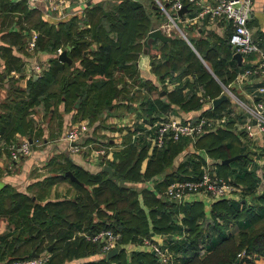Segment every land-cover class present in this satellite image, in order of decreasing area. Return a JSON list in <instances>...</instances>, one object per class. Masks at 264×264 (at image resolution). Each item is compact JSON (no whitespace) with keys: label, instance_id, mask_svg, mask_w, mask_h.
Masks as SVG:
<instances>
[{"label":"trees","instance_id":"1","mask_svg":"<svg viewBox=\"0 0 264 264\" xmlns=\"http://www.w3.org/2000/svg\"><path fill=\"white\" fill-rule=\"evenodd\" d=\"M8 10H20L19 21L21 19L24 22L30 21L31 26L38 31L34 50L54 51L62 39H71L70 43L65 44L70 47L69 55L79 60V65L73 66L74 80L63 86L62 99L67 100L74 89V96L82 98L80 111L87 104L85 115L91 121L97 117L99 107L108 104L105 103L108 97H102L101 92L95 96L91 95L95 88H101L106 81L105 79L95 81L96 77L91 79L94 81L90 83L88 79L94 73L112 78L115 69L120 68L135 76L133 82L143 85L146 89L140 102L145 113L150 116L155 109H168L170 100L181 102V105L187 108L200 109L202 103L193 92L194 86L201 85L211 97L221 91L219 83L207 72L203 64L199 60L200 63H196L194 53L182 52V49L161 54L160 57L156 56V49L149 50L151 67L157 74H170L173 79H180L185 73L191 72L194 75L193 81L187 83L186 79L177 85L169 92L168 100H164L160 95H152L156 93L157 87L150 80L141 79L144 82L138 83L137 60L142 47L141 49L137 47L142 44L141 41L152 27L148 13L137 0L111 3L109 9H104L100 3H96L86 9L85 16L73 15L56 23L45 20L40 9L29 7L25 0H0V21L5 17L3 12ZM154 11L158 12L157 9ZM97 13L99 17L96 19L94 17ZM227 26L230 32L226 43L229 44L232 27ZM2 35L12 36L19 47L27 48L28 31L24 34L20 31H5ZM87 38L97 41L95 49L90 50V57L84 55L90 43ZM172 39V42L185 44L184 39L180 37ZM190 39L225 83L234 78L235 70L232 72L227 70L230 61L227 63L225 58L230 52L225 42L217 44L215 40L202 38L197 40L193 37ZM6 49L8 47L0 46V51L4 54H7ZM221 51L224 52L223 56ZM8 60L6 59V63ZM19 60L20 58L16 60L17 66ZM53 61H59L57 55ZM246 64L243 63L240 68ZM8 66L11 65L7 63L5 67ZM57 68L45 69L43 76L33 80L31 78V83L43 89L54 78ZM174 70L178 71L175 75ZM2 77L4 76L0 71V79ZM4 78L8 79L9 76L5 75ZM187 84L190 85L191 91L188 95H183L181 90ZM212 88H216L217 92L212 94ZM127 93L131 98L135 90H129ZM111 94L117 95L116 92ZM34 95L36 94H32V98ZM8 99L12 100L10 97ZM225 105H228V99L217 106L201 108L200 112L220 113L226 108ZM28 106L26 103L22 105L24 109ZM21 125L22 122L17 124L16 128H21ZM0 133L7 141L13 140L2 127ZM224 137L232 139L221 141ZM236 137L240 140L231 128L223 127L205 132L194 141L186 137L169 141L162 148L153 149L144 170H141V163L146 156V147L142 145L138 150L135 143L124 140V146L116 150L114 158L108 161L113 168L112 176L103 168L90 171L75 165L68 168L73 170L78 181L67 177L64 168L59 175L46 176L41 182L50 186L55 180L67 179L76 189L74 196L43 201L41 193L20 191L8 184L4 185L0 190V226L2 222L4 224V230L0 233V261L4 258L30 256L32 251L46 250L50 243H53V246L47 264H53L54 258L76 256L82 249L83 252L86 250L101 253L100 243L92 242L79 231L113 227L121 234L118 241L119 251L109 260L101 253L96 260L77 264H165L142 242L144 236L151 237L154 233L169 235L165 241L174 250L177 264H224L235 259L238 260V264H264V222L259 227H254L257 220L264 219V175H261L264 172L257 164L247 167L250 160L245 148L241 149V143L234 154L242 155L236 161L223 163L222 159L228 156L220 157L219 154L230 147ZM188 145H191L192 149L183 153L177 167L174 170H167L173 158ZM207 155L216 160L219 174L244 186L242 192L221 196L213 201H205L198 195H192L183 202L167 196H157L156 191L164 188L174 177L197 173ZM235 162L240 165L235 167ZM157 174L162 178L155 179L152 186L136 187L127 183V180L154 178ZM115 211L118 216L115 215ZM179 212H182L181 223L178 221ZM84 221H88L86 225H83ZM183 229L186 230L185 233H182ZM174 230L177 232L172 234ZM237 234L240 236L239 240ZM131 242L139 243V246L128 249L127 244ZM202 247H206L207 252L200 254L199 249ZM243 248L244 254L238 256V252ZM128 251L130 255H127Z\"/></svg>","mask_w":264,"mask_h":264},{"label":"crops","instance_id":"2","mask_svg":"<svg viewBox=\"0 0 264 264\" xmlns=\"http://www.w3.org/2000/svg\"><path fill=\"white\" fill-rule=\"evenodd\" d=\"M25 1L29 7H33L30 6L28 0ZM118 1L121 0H70L67 6L68 12L61 16L52 14L49 11L48 5L44 2V0H39L38 4L34 7L40 9L41 16L45 20L56 23L59 20H66L73 15L83 17L85 16L86 9L96 3H100L104 9H109L111 3H115ZM137 1L142 3L145 12L148 13L151 25L150 27H162L163 21H159L160 19L156 15L157 12L155 13L154 11V9H157V11L160 10V12H162L159 5L153 2V0ZM214 1L215 0H202V3ZM200 8V2L190 3V5H187V9L182 13L183 15L181 16V18H178L179 22L184 23L183 25H186L183 28L184 31H186H183L184 36H186V38H188L187 40L192 44L193 42L190 39L191 37L197 40H200V38L215 40L217 44H223L224 42L226 43L230 28L223 20L211 17L210 15L199 18L197 17L193 20L188 19V17L195 16ZM3 14L5 15V17L3 21H0V46L8 47V49H6L7 54H4L0 51V53L2 54H0V71H2L4 77L6 75L9 76V78L18 81L19 85L17 86L18 89L13 90L16 94L15 95L11 93L8 87H4L5 85H7L8 79L4 77L0 79V115L2 114L0 118V127H2V130L5 131V133H7L11 139L27 136L31 139L43 141V144L35 147L29 154L22 156L15 163H12V165L9 164L10 159L8 152L6 150L0 151V190L4 185L8 184L12 188L20 191L41 193V199L43 201L47 199L64 198L65 196H74L76 194V189L74 185L67 179L55 180L50 186L43 185L41 184V182L45 179L46 176L59 175L64 168H66L64 171L65 175H67L65 173L66 170H71L75 175L73 170L71 168H68L69 166L75 167V165H77L90 171H98L101 168L104 169V165L109 164L108 161H111L114 158V152L124 146V140L131 141L132 132L130 131V126L134 124V120H136L137 118L136 116L131 117L130 115H124V113L119 114L117 113V111H114L116 104L115 102H109V104H106V106H104L105 109H100L98 111L97 117L93 121H91V119L87 115L81 114V111L79 109L82 100L81 96L74 97V101L72 100L71 103L69 101L70 96L67 98V100L62 99L63 86L74 80L72 68L73 66L79 65V60L71 58V60L74 62V65H71L69 62L63 61L58 57L59 61L54 62L53 60L55 55L49 50L39 49L36 53L35 51L30 52L26 47L25 49L19 47V44L17 41H15V38H13L12 36L5 37L2 35V33L5 31H20L21 34H24L27 31V28L23 27L26 25L25 22L22 19L19 21L21 11L8 10L3 12ZM189 26L194 29L191 30L192 35L187 37V35H189V32L185 29ZM249 26L253 31L254 38L259 40L264 46V0H253V14L249 20ZM164 31L166 30L164 29ZM172 38L173 36L165 41L157 38L153 40V42L147 47L146 51L144 50L145 45L143 42V38V40L141 41V53L137 60L138 74H140V77L138 76V78H141L143 80H150L151 83H153L157 87L156 93L152 95H160L164 100L169 99V92L174 90L177 85L183 83L186 79L187 83L188 81L191 82L194 79V75H192L191 72L185 73L180 77V79H173L170 74H157L155 71H153L151 62L149 60L148 51H153V49H156V56H162V48L160 47V44L162 45L163 43H170L173 40ZM96 45L97 41L90 40L89 46L87 49H85L84 55L89 56L90 50L95 49ZM226 46H228L230 52L229 55L225 58L227 63L230 61L227 65V70L230 72L235 70V72H237L239 69H241L240 66L243 64V62L241 60V62L239 63L237 59L233 57L234 49L231 47L230 43H226ZM69 48L67 49L68 55ZM199 55L200 57H203L200 52ZM221 55L223 56L224 52L221 53ZM12 56H15L16 58H12ZM17 58H20L19 66L16 65ZM6 59H9L7 63L11 65L10 67L8 66V68L5 67V65L7 66ZM37 61L41 65L42 69H40V71H37L36 69V71H32L29 74V70L32 69L33 64ZM205 61L207 64L208 61L206 59ZM51 68H57L58 71L56 72L54 78L47 85L44 82V85L46 86L43 89L42 87H37V85L31 83V78L32 80L37 79L40 76H43L45 69L48 70ZM177 72V70H174V75L177 74ZM94 74L88 79L90 83L94 81L91 80L95 78ZM211 75L221 87V91H219L216 96L211 97L209 92L206 91L201 85L194 86L193 88V92L196 93L199 101H201L202 103V109L211 106H217L226 99H228V105H225L224 107L227 108L229 106L230 99L228 98V96L226 99L221 100L217 105H214L213 103V99L215 97H218L222 93H225L222 92L224 84L231 82L232 88H237V90L243 94L247 91L255 89L257 86H264V72L250 76L244 82V84L233 81L234 78L231 81L225 83L221 79V76L216 74L214 71H212ZM126 76H128V74ZM167 77L169 78V80L166 79ZM173 80L178 81V83L172 84ZM123 84L124 83L121 82L120 86H123ZM128 88L129 90H135V93L137 94H141L140 99H142L144 92H146V89L143 85H141V87L132 89L130 87ZM121 91L119 92L120 98L123 94V92L121 93ZM190 91V85L187 84L182 88L181 93L183 95H188ZM32 94H36L34 95V98H32ZM91 94H93V91L91 92ZM106 96L108 97V95ZM9 97L12 98L11 101L10 99H8ZM201 97H204V100H200ZM255 98L264 101V92L258 93ZM121 100L122 99L118 100L119 104L121 103ZM7 102L12 103L7 104ZM22 102L29 104V106L24 109L22 107ZM126 104H128V107L130 109H133L137 117L141 112H146L145 110H143L140 101H138L137 103L130 101L126 102ZM138 109L139 111H137ZM200 109L195 107L187 108L181 105V102L170 100L168 109H155V112L152 115L169 114L188 117L196 115L200 111ZM20 111H24L25 117L23 116L22 118H18L16 121L15 117L17 116V114L19 116ZM79 119H88L89 131L85 137L76 141V143L80 144L79 150L73 151L70 148L71 142H69L64 137V129L70 123ZM57 120L60 121V124L58 126L59 129L58 127L56 129H52L50 126L51 123L54 122V124L56 125ZM20 122H22L21 128L17 129L16 125ZM234 123L235 122L233 120H230L226 124V127L231 128L239 136V138L242 140L241 145L245 144L247 146V149L245 148V150L248 152L250 160L249 163L252 166L254 164H257L264 172V146L262 147L260 141L253 143L252 141H250V139L246 140L244 131H242V129H235L236 126ZM110 130L113 131V136L104 138L105 132ZM50 139H53V142ZM136 140H138V142L134 143L136 144L138 150L142 147V145L144 146V148L146 147V156L143 158L141 163V170H144L147 160L149 159L151 153L153 152V149L155 148H153L146 142L141 143V139L139 138H137ZM190 149H192L191 145H188L184 148L183 151L177 154L173 158L172 163L167 166V170H174L177 167L179 160L183 157V153ZM253 153H256L257 156L255 155L254 157ZM236 160L237 159L233 161ZM55 164H58V166H56ZM239 165L240 164L235 167H238ZM105 171L109 174L107 170ZM109 175H113V168L112 175ZM67 177L72 179L69 175H67ZM161 178L162 176L160 174H157L156 176H154V178L138 179L136 181L127 180V183L135 185L136 187H143L146 185L152 186L154 181L160 180ZM75 181H78V177ZM156 194L157 196H165L163 193V188L161 190H157ZM178 216V221L179 223H181L180 217L182 216V212H179ZM87 222L88 221H84L83 225H86ZM3 230L4 224L2 222L0 226V233ZM175 232L177 231L174 230L171 233L173 234ZM185 232L186 230L183 229L182 233ZM152 236L154 238H167L169 235L167 236V234L162 235L160 233H154L152 234ZM62 244L64 246L65 241ZM49 246L50 249H48ZM52 246L53 243H50L46 250L51 251ZM138 246L139 243L136 242L127 244L128 249H135ZM60 248L61 247H59V249ZM83 250L84 249H82L79 254L74 256L75 264L88 260H96L102 255L101 253L94 251L85 250V252H83ZM127 255H130V251L127 252Z\"/></svg>","mask_w":264,"mask_h":264},{"label":"built area","instance_id":"3","mask_svg":"<svg viewBox=\"0 0 264 264\" xmlns=\"http://www.w3.org/2000/svg\"><path fill=\"white\" fill-rule=\"evenodd\" d=\"M70 0H44L48 5V9L52 14L61 16L67 13V6ZM39 0H28L30 6H36ZM201 4L200 10L189 20L194 18L205 17L210 15L214 18L223 20L227 25L232 27V33L229 36L231 47L235 51H239L242 55L241 60L247 63L239 69L233 81L244 84V82L253 75L264 72V46L261 42L254 38L253 31L249 26V20L253 14V0H215L214 2H204L202 0H155L161 11L167 15V26H177L179 29L178 18L183 14H179L178 10L183 5L190 3ZM180 31L184 32L180 29ZM38 31L32 29L27 35V48L33 50L36 45ZM67 50V48H65ZM62 47H58L56 53L62 52ZM34 71H40L41 65L35 62L32 66ZM166 79L169 80L167 77ZM178 81L173 80L172 84ZM222 92H225L230 99L228 108L223 109L220 113L204 114L200 111L193 116L181 117L175 115H147L140 113L137 121L130 126L132 132L131 141L138 142L137 138L146 142L153 148H162L169 141H176L186 137L195 140L197 137L208 131H214L218 128L226 127V124L233 119L235 129H242L245 138L250 139L253 143L261 142L264 146V101L256 99L258 93L264 92V86H257L251 91L241 93L232 88V83L223 85ZM200 100H204L201 97ZM89 131L88 119H79L70 123L65 132L64 137L71 142L70 148L73 151L79 150L80 144L77 140L85 137ZM43 144V141L31 139L22 136L19 139L7 141L0 133V151L6 150L9 154L10 165L15 163L22 156L29 154L35 146ZM102 151V150H101ZM252 165L249 163L248 168ZM244 186L237 183L233 179L225 177L218 172V164L216 160L210 156H206L200 165L197 173L184 177H174L163 188L165 196L183 202L192 195H198L205 201H213L214 199L230 195L234 192H242ZM92 242L100 243L101 250L104 255L114 246H118L120 232L113 227H103L97 230L79 231ZM166 238H154L144 236L142 242L148 249L154 251L157 258L165 264H177L178 260L174 250L166 243ZM119 247V246H118ZM206 248L199 249V253H205ZM245 252L243 248L238 252V256H242ZM50 257V251L45 250L37 255L26 257L4 258L0 264H47ZM224 264H238L235 259Z\"/></svg>","mask_w":264,"mask_h":264},{"label":"rangeland","instance_id":"4","mask_svg":"<svg viewBox=\"0 0 264 264\" xmlns=\"http://www.w3.org/2000/svg\"><path fill=\"white\" fill-rule=\"evenodd\" d=\"M159 10V9H158ZM37 15V14H36ZM35 15V16H36ZM157 17L160 19L159 21H163V26H162V28H164L166 31H164V32H166L167 34H169V35H171V36H173V38H182V39H184V41H185V44H182V43H180V42H170V43H167L166 45H161L160 44V47L162 48V54H169L170 52L172 53V51H175V52H177V51H179L180 49H182L181 51L182 52H185V51H191L192 53H194L193 54V57H194V59H195V61H196V63H198L199 61L203 64V66L206 68V70H207V72L208 73H210V74H212V71H214L213 69H212V67L210 66V64L207 62V64H206V61H205V59H203L204 57H200V55H199V51H198V49L195 47V45L194 44H192V43H190L187 39L188 38H186V36H184L183 35V33L180 31V29L182 30V31H184V26H186V25H183L184 23H181V22H179L178 21V24H179V27H180V29L176 26H170V27H168L167 26V22H168V18H167V15H165V13H162V12H160V10L157 12ZM99 17V14L97 13L96 14V16L94 17V18H98ZM34 22V21H33ZM25 26L24 27H26L27 28V31H28V34H30V32H31V30L32 29H35L36 30V28H34V27H32L31 26V22L29 21V22H26L25 21ZM163 29V30H164ZM192 29H194V28H191L190 26L189 27H187L185 30H187L189 33V35H187V37L188 36H190V35H192L191 34V30ZM26 31V32H27ZM169 33H168V32ZM184 32H186V31H184ZM88 40H91V39H89V38H87ZM67 39H62V42H60L59 43V45L56 47V49L54 50V51H51V52H53L55 55H57L58 56V54L56 53V51H57V48L58 47H62V49L64 50L65 48H69L68 46H66V44L65 43H70L71 42V39H68L67 41H66ZM192 44V45H191ZM86 45H88V44H86ZM188 47H187V46ZM88 47V46H87ZM141 47H142V44L141 45H139L138 47H137V49H141ZM29 49V48H28ZM70 49V48H69ZM29 51L30 52H33V51H35L36 53H37V50H30L29 49ZM50 51V50H49ZM140 56V55H139ZM77 59H78V57H77ZM149 60H150V53H149ZM199 60V61H198ZM199 62V63H200ZM163 69V68H162ZM162 69H160V70H162ZM32 71H34L33 69H30L29 70V74L32 72ZM128 73H127V71L124 69H120V68H116V71H114L113 72V77L112 78H110V76H108V75H105V74H95V78L96 79H94L95 81H97V80H102V79H105L106 81H105V84L104 85H102L101 86V88H95L94 90H93V94H91L92 96H95L96 94H98V93H100L101 95H102V97L103 96H106V95H108V99L106 100V102L105 103H108L109 104V102H115L116 104H115V108H114V111H117V113H124V115H130L131 117L132 116H136V118H137V115H135L136 113H134V111H133V109H130L129 107H128V104H126V102H130V101H132V102H134V103H137L138 101H141V99H140V97H141V94H137V93H135L131 98L130 97H128L129 96V94L127 93L128 91H129V88L128 87H130L131 89L132 88H136V87H141V85H135V84H137V82H133L134 81V77L135 76H131V75H129L128 74V76H126ZM138 76L140 77V74H138ZM224 76V75H223ZM114 78V79H113ZM83 80V79H82ZM143 80V79H142ZM80 81V80H79ZM121 82H123L124 84H123V87L122 86H120V83ZM142 82H144V81H141V78H139V81H138V83H142ZM85 83H87L86 81H85ZM19 84H18V81H16L15 79H12V78H8V83H7V85H5L4 87H8V89L11 91V93H13V94H15L14 93V89H18V88H15L16 86H18ZM27 85H29V84H27ZM85 85V84H84ZM80 87H81V85H80ZM120 87H122L120 90H122L121 91V93L123 92V94H122V96H121V98H120V94L118 93V90H119V88ZM73 91H74V89H72V93H71V95H70V103L72 102V100H73V98L75 97L74 96V93H73ZM111 92H116L117 93V95H112L111 94ZM211 92H213L212 94H214V93H216L217 92V89L216 88H212L211 89ZM84 93V92H83ZM84 94H86V93H84ZM16 95V94H15ZM18 95V94H17ZM119 99H122L121 100V103L119 104V102H118V100ZM8 101V100H7ZM74 101V100H73ZM88 107V105L86 104V105H84L83 106V109H82V111H81V114H85V112H86V108ZM99 109H105L103 106H100L99 107ZM137 111H139V109L137 110ZM138 114V113H137ZM28 115V114H27ZM97 115H98V113H97ZM25 117V113H24V111H20V114H19V116H18V114H17V116L15 117V119H16V121H17V119L18 118H22V117ZM55 117V116H54ZM54 117H53V119H54ZM27 119V118H26ZM135 122L137 121V120H134ZM56 122V121H55ZM60 121L59 120H57V124L55 125L54 124V122H52L51 123V128L52 129H56L58 126H59V123ZM115 123V122H114ZM67 128V127H66ZM66 128L64 129V132H65V130H66ZM58 129H59V127H58ZM63 131V130H62ZM105 136H104V138L105 137H109V136H113V131H107V132H105V134H104ZM50 138V137H49ZM16 139H19V138H16ZM230 139H232L231 137H224V138H222L221 139V141H231ZM50 140H52V142H53V139H50ZM241 141V142H240ZM242 144V140L240 139V140H238V138L236 137V140H232V144H231V146L230 147H228V148H225L223 151H222V153L220 152L219 154H220V157L221 156H224V155H227V156H232V155H234V153H236V151H237V148H238V145L239 144ZM37 146H40V145H37ZM36 146V147H37ZM246 148L247 146L245 145V144H243V145H241V149H243V148ZM263 147V146H262ZM247 149V148H246ZM218 154V155H219ZM254 154V153H253ZM255 155H256V153L253 155L254 157H255ZM257 156V155H256ZM239 163L238 162H235L234 163V165L235 166H237ZM56 166H58V164H55ZM54 165V166H55ZM53 166V167H54ZM261 175H264V173H262ZM264 222V219L262 220V219H259V220H257L255 223H254V227L255 228H257V227H259L262 223ZM239 238H240V236L237 234V240H239ZM206 248V247H205ZM45 251V250H44ZM207 251V249L205 250V252ZM214 259H217V258H214ZM75 259H74V255H68L67 257H62V258H54V260H53V264H75ZM74 262V263H73ZM231 262V261H230ZM219 264V263H218ZM221 264V263H220Z\"/></svg>","mask_w":264,"mask_h":264},{"label":"water","instance_id":"5","mask_svg":"<svg viewBox=\"0 0 264 264\" xmlns=\"http://www.w3.org/2000/svg\"><path fill=\"white\" fill-rule=\"evenodd\" d=\"M186 9H187V5H183V7H181L178 10V13L182 14ZM157 38L165 41V40L170 39L171 35H169L166 32H164L162 27L151 28L147 32V34H146V36L144 38V41H143L144 45H145L144 50L146 51L147 47L151 44V42L154 39H157ZM58 57H59V59H61L63 61H67L71 65H74V62L71 60V57L67 54V50L66 49H64L62 52H60L58 54ZM233 57L236 58L239 63L241 62L242 55H241V53L239 51H235L234 54H233ZM226 98H227V94L226 93H222L221 95H219L218 97H215L213 99V103H214V105H217L221 100L226 99ZM240 155H241V153H237V154H234L232 156L225 157L224 159H222V162L226 163V164H229L231 161L237 159ZM104 169L107 170L109 172V174L112 175V168H111V166L109 164H105L104 165ZM65 173L67 175H69L72 179L77 180V177L72 173L71 170H66ZM115 215L118 216L117 211H115ZM48 249H50V246L48 247ZM118 249H119L118 246H114L111 249H109L107 251V254H106L107 259L109 260L111 256H113L115 253H117ZM151 252H152V254H154L153 250ZM31 254L32 255H37L38 253L35 252V251H32Z\"/></svg>","mask_w":264,"mask_h":264}]
</instances>
